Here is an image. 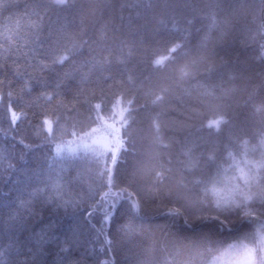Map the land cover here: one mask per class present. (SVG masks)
Returning <instances> with one entry per match:
<instances>
[{"label":"trees","instance_id":"trees-1","mask_svg":"<svg viewBox=\"0 0 264 264\" xmlns=\"http://www.w3.org/2000/svg\"><path fill=\"white\" fill-rule=\"evenodd\" d=\"M0 264H264V0H0Z\"/></svg>","mask_w":264,"mask_h":264}]
</instances>
